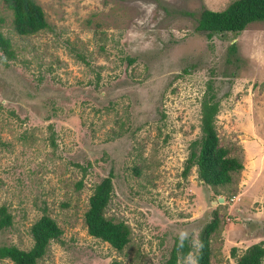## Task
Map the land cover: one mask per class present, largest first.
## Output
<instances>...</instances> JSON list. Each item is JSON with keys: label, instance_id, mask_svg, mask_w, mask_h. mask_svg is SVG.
Wrapping results in <instances>:
<instances>
[{"label": "rangeland", "instance_id": "rangeland-1", "mask_svg": "<svg viewBox=\"0 0 264 264\" xmlns=\"http://www.w3.org/2000/svg\"><path fill=\"white\" fill-rule=\"evenodd\" d=\"M33 1L47 28L18 36L0 0L14 53L0 61V207L10 217L0 245L28 249L29 227L45 212L61 234L37 264H166L185 237L191 250L176 264H195L197 234L215 210L211 264L264 247V21L206 39L197 13L232 0ZM207 91L218 99V144L242 164L216 189L194 167L181 176ZM107 175L104 215L130 229L120 252L83 224L92 187Z\"/></svg>", "mask_w": 264, "mask_h": 264}, {"label": "trees", "instance_id": "trees-1", "mask_svg": "<svg viewBox=\"0 0 264 264\" xmlns=\"http://www.w3.org/2000/svg\"><path fill=\"white\" fill-rule=\"evenodd\" d=\"M10 12V24L18 36L34 35L47 28V22L41 7L33 0H1ZM195 30L206 39L216 36L223 39L226 34H238L248 24L264 21V0H232L221 10L201 9L196 15ZM234 49L233 43L228 45ZM0 61L5 64L14 58L10 40L0 32ZM131 61V59H127ZM218 108L215 93L207 91L199 100L198 136L189 141L187 155L183 161L181 176L185 177L194 167L196 177L202 185L216 189L231 182L242 164L235 156L227 155L225 148L218 144L214 129V115ZM135 170V168H133ZM138 169H136L137 171ZM81 181L75 183L79 188ZM111 176L101 177L96 182L87 198V206L83 213V224L88 235L106 242L114 250L120 252L129 241L130 229L123 221H113L104 215L106 206L112 195ZM10 224V217L4 207H0V229ZM219 218L215 210L197 234V249L194 253L195 264L210 263V239L218 230ZM264 233V220L261 222ZM29 234L32 244L28 249H20L14 245H0V259H8L13 264H37L44 256L51 241H59L60 227L45 212L30 225ZM191 250L188 238L175 242L166 264H176L177 255L182 258ZM235 264H264V247L262 242L248 245L238 255H233ZM109 264H120L113 260Z\"/></svg>", "mask_w": 264, "mask_h": 264}, {"label": "water", "instance_id": "water-1", "mask_svg": "<svg viewBox=\"0 0 264 264\" xmlns=\"http://www.w3.org/2000/svg\"><path fill=\"white\" fill-rule=\"evenodd\" d=\"M222 201H223L222 198H218V200H217L218 203H221Z\"/></svg>", "mask_w": 264, "mask_h": 264}, {"label": "clouds", "instance_id": "clouds-1", "mask_svg": "<svg viewBox=\"0 0 264 264\" xmlns=\"http://www.w3.org/2000/svg\"><path fill=\"white\" fill-rule=\"evenodd\" d=\"M152 7H154V5Z\"/></svg>", "mask_w": 264, "mask_h": 264}]
</instances>
